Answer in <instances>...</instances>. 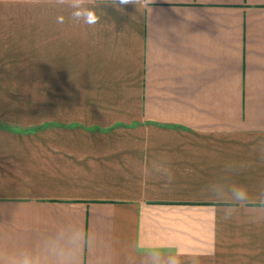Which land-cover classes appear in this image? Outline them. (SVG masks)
<instances>
[{
    "label": "crops",
    "instance_id": "0c3cea01",
    "mask_svg": "<svg viewBox=\"0 0 264 264\" xmlns=\"http://www.w3.org/2000/svg\"><path fill=\"white\" fill-rule=\"evenodd\" d=\"M91 2L0 0V264L61 227L79 264H264V0Z\"/></svg>",
    "mask_w": 264,
    "mask_h": 264
},
{
    "label": "clouds",
    "instance_id": "9594fccd",
    "mask_svg": "<svg viewBox=\"0 0 264 264\" xmlns=\"http://www.w3.org/2000/svg\"><path fill=\"white\" fill-rule=\"evenodd\" d=\"M66 2L71 9L69 18L77 24L83 23L93 27L103 15L99 5L92 3L91 0H55L57 6H63ZM137 2L138 0H110L118 11H123V5H136ZM57 22L63 23L64 17L58 16ZM248 199V192L244 186H236L232 189L233 206H243ZM223 219H232V213L226 212ZM101 242L102 238L90 229L61 227L45 237L36 247L21 252L11 264H79L81 252L94 249ZM147 255L150 257V264H184L177 254L162 257L159 251L153 250ZM193 264L196 262L194 261Z\"/></svg>",
    "mask_w": 264,
    "mask_h": 264
}]
</instances>
